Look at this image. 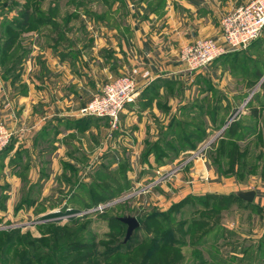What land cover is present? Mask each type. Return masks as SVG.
<instances>
[{"label":"rangeland","instance_id":"1","mask_svg":"<svg viewBox=\"0 0 264 264\" xmlns=\"http://www.w3.org/2000/svg\"><path fill=\"white\" fill-rule=\"evenodd\" d=\"M141 2L30 0L24 3L18 0L11 5V0H0V40L3 44L9 39L0 61V74H6L13 82L25 76L42 85L51 69L52 78L59 79V71L54 70H59V62L65 58L72 68H79L81 63L76 56L82 51V72L88 83V79L93 80V74L97 75L91 54L101 45L110 46V50L114 46L115 66L120 64V47L127 44V35L133 28L140 26ZM165 3L166 0H155L152 4L163 7ZM24 7L31 10L30 20H35L34 25L19 30L6 27L3 22L20 18L18 12ZM221 14H218V26ZM255 45L243 54L229 53L201 70L185 72L184 78L172 82L169 88L175 97L172 108L178 124L163 135L161 161L157 164L154 159L157 165L168 164L165 171L139 169L138 160L130 158L131 171L127 160L122 161L126 152L119 149L120 144L113 143V140L117 143L112 137L116 125L113 128L105 119L81 117L89 123L95 119L108 122L94 145L99 146V150L108 144L115 146L113 163L116 166L111 171L117 184L122 185L121 192L119 189L112 192L109 181L110 187L106 189H92L91 176L98 170V160L91 154L83 166L64 168L67 174L70 172L68 179L54 175L51 180L34 185L23 182L12 193L11 183L5 176L0 179L1 237L18 231L35 239L46 238L41 247L48 254L46 260L35 264H264L262 209L236 200L195 198L205 195L198 193L203 186L207 190L209 183L220 184L227 178L233 180L232 190L256 189L255 183H260L264 189V110L260 107L263 99L259 89L264 79V48L256 49ZM15 62L16 68L7 74ZM139 74L143 82L138 81ZM123 76H133L138 84H144L142 92L150 83L147 73L134 67L128 73L103 79L98 87L87 84L91 90L85 93L82 104L88 103L106 83ZM253 110L257 112V122H242L255 128V135H243L241 141L233 145L224 132L233 121L241 120L239 112L249 114ZM204 128L208 133L201 134L199 142L179 141L186 133ZM13 135L12 129L11 138ZM237 153L240 156L236 158ZM106 156L104 164L113 158L111 153ZM187 160H201L202 167L212 170L214 175L202 172L196 177L191 174L182 177L183 173H191L193 165L183 166ZM56 165L52 168L51 164L43 165V176L58 173L61 165ZM176 176L181 183L175 189ZM199 184L200 187H195ZM187 190L193 193L187 194ZM94 193L99 196L97 201L90 198ZM124 216L134 217L139 226L123 244L127 226L114 217ZM164 232L168 236L162 243ZM259 234L258 243L248 237L255 238ZM0 240L1 245L3 239ZM23 250L22 243L15 244L14 252L21 254ZM148 252L150 258L144 261ZM6 256L1 254L0 259Z\"/></svg>","mask_w":264,"mask_h":264},{"label":"crops","instance_id":"2","mask_svg":"<svg viewBox=\"0 0 264 264\" xmlns=\"http://www.w3.org/2000/svg\"><path fill=\"white\" fill-rule=\"evenodd\" d=\"M154 1L142 0L140 3V26L133 28V32L127 35V44L120 47L118 56L121 59L118 60V67L115 66L117 53L114 46L113 50H110V46L101 45L99 50L91 54L94 57L92 61L96 63L93 70L97 75L93 74V80L88 79V83H85V72H82V51L76 56L81 68H72L68 58H65L59 62V70H54L59 71V79L52 78L51 69V74L43 80L42 85L41 82L25 76L13 82L0 74V120L5 122L10 130H14L10 143L0 154V179L6 176L5 180L11 183L12 193L23 182L34 185L51 180L54 175H60L63 180L68 179L70 172L67 174L64 168L70 170L83 166L89 154L96 155L98 169L101 166H107L110 171L114 169L115 146L108 144V147L99 150L100 147L94 145L102 130L107 128L108 122L95 119L89 123V120L79 116L78 110L86 104H82V101L86 99L85 93L91 90L89 83L98 87L103 83V79L128 73L134 67L146 72L150 83L134 102L121 111L112 130V137L117 141L115 143L113 140V143L120 144L119 149H122L123 153L126 152L122 161L127 160L130 167L132 163L129 159L134 158L138 160L139 169L152 168L160 173L168 168L167 163L157 165L153 155L144 160L142 153L147 143L152 144L162 138L163 132L174 118L172 104L175 97L169 87L177 81L176 79L187 75L179 61L181 48L198 39L216 37L219 33L218 14L224 15L252 0H166L163 7L153 5ZM255 46L256 49L261 47L263 50L264 30ZM137 79L143 82L141 74ZM237 115L241 120H249L245 112H239ZM109 153L113 158L111 162L107 160L104 164V159ZM200 161L183 162V166L186 163L193 166L190 168L191 173H183L182 177H188L190 174L196 177L202 172L204 175L213 176L212 170L202 167ZM56 163L61 165L58 173L43 176V165L51 164L52 168L57 166ZM94 175L95 173L91 179ZM178 179L179 176L174 177L175 189L180 186L178 183H181ZM222 182L209 183L207 190L203 186L198 193L229 195L249 191L246 188L232 190L234 185L230 178L223 179ZM255 184L258 188L251 189L255 192L252 204L264 212V189L260 183ZM195 187H200V184ZM187 191V194L193 193ZM248 237L258 243L259 240L256 239L261 237V234L255 238Z\"/></svg>","mask_w":264,"mask_h":264},{"label":"built area","instance_id":"3","mask_svg":"<svg viewBox=\"0 0 264 264\" xmlns=\"http://www.w3.org/2000/svg\"><path fill=\"white\" fill-rule=\"evenodd\" d=\"M264 30V0H252L224 14L219 21V33L215 38L198 39L183 46L180 62L186 72L203 69L216 58L232 51L245 49ZM144 84H138L133 76L115 78L92 96L78 110L80 117L105 119L114 128L118 116L128 104L138 97ZM12 130L0 120V152L9 143Z\"/></svg>","mask_w":264,"mask_h":264},{"label":"trees","instance_id":"4","mask_svg":"<svg viewBox=\"0 0 264 264\" xmlns=\"http://www.w3.org/2000/svg\"><path fill=\"white\" fill-rule=\"evenodd\" d=\"M24 3H27L30 0H22ZM18 0H11V5L14 3H17ZM20 15V18L13 20V21H4L3 23L5 24L6 27H8L9 29L12 30H19L22 28H27V27H31L32 25H34L35 20H30L31 19V10L29 8H21V10L18 12ZM0 30H1V21H0ZM259 37L254 40L252 43H250L245 49H241L238 51H232V52H228L226 54L221 55L220 57L216 58L214 61L221 59L225 56H227L229 53H238L243 54L245 51H247L249 48H252L251 45L254 43H257ZM9 46V39H6L5 41H3V44L1 43L0 40V61L2 59V55L3 52L5 51L4 48ZM212 61V62H214ZM264 64V61L262 62ZM16 62L11 64L7 74L12 73V70L14 68H16ZM15 66V67H14ZM7 71V70H6ZM5 78H8V76L6 74H2ZM15 79V78H14ZM259 89H260V95L262 100V103L260 104V107L262 110H264V79L262 80V82L259 85ZM255 113H257L255 110H253L252 112H250L248 114V119L249 121L256 123L258 117L255 115ZM239 121V122H238ZM177 123V120L175 118H172L171 121L169 122L167 129L163 132V135H165L166 133L168 134L173 127L175 126V124ZM178 124V123H177ZM255 132V128H253L252 126H248L246 124H244V122H242V120H235L231 123V125L228 127V129H226V131L224 132V135L228 136L230 139V141H232L231 143H233V145H237V143L239 141H241V138L243 137V135H247V134H253ZM207 131L205 130H197L196 133H186L185 136H182L181 138L179 137V141L180 139L185 140V141H190L191 139L194 140L195 142H199L200 135L203 134L204 136L207 135ZM199 134V135H198ZM163 138V136H162ZM162 138L159 139L157 142L155 143H147V146L144 150V152L142 153L143 159L146 160L148 158L149 155H153L155 158L156 163L158 164V162L161 161L162 156L164 155V153L162 154V151L160 152L161 149V144H162ZM234 141V142H233ZM168 149H170V147H166ZM192 148V147H191ZM5 150V148L3 149V151ZM2 151V152H3ZM240 156V153H237L236 158ZM161 163H159L160 165ZM233 164H230V166L232 167ZM112 182L111 184V191L115 192L117 191V189H119V191L121 192V187L122 185H118L116 180H115V176L114 173H112L107 166H101L96 172L95 175L93 176L92 180H91V186L92 189H96V188H100L103 187L104 189H106L107 187H110L109 182ZM110 192V191H109ZM98 194H91L90 198L93 200H98L99 196H97ZM95 198V199H94ZM195 198L197 199H203V200H227V201H233L236 200L238 202L244 203L246 205H249V203H246L242 200H240L235 193L229 194V195H218V194H205L203 196H196ZM115 220L119 221L118 218H115ZM120 222V221H119ZM162 243L164 242V240H166V237L168 236L167 232H164L162 234ZM0 238L3 239L0 245V255L2 254L4 255H8L6 256V258H2L0 259V264H35V262H44L46 260V256L48 254H45L44 251L41 250V247L43 246V244L47 241L46 238L43 239H35L32 238L30 235L24 234V235H20L18 231H12L9 234H6V237H1L0 234ZM1 241V240H0ZM18 243H22L24 246V250L20 253H16L14 252V248H15V244L17 245ZM124 244V243H123ZM11 250H13V252H11ZM41 250V252H40ZM38 255H41V257H37ZM150 253L148 252L147 254L144 255L143 260L146 261V259L149 257L150 258Z\"/></svg>","mask_w":264,"mask_h":264},{"label":"water","instance_id":"5","mask_svg":"<svg viewBox=\"0 0 264 264\" xmlns=\"http://www.w3.org/2000/svg\"><path fill=\"white\" fill-rule=\"evenodd\" d=\"M235 195L242 201L246 203H252L255 192L253 190L249 191H239L236 192ZM118 220L127 226L126 234L123 243H125L132 235L133 231L138 228L139 223L134 217L131 216H124L118 218Z\"/></svg>","mask_w":264,"mask_h":264}]
</instances>
